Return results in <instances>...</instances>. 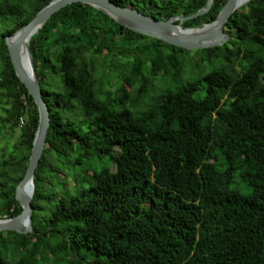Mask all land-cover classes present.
<instances>
[{"label":"trees","instance_id":"16d2710c","mask_svg":"<svg viewBox=\"0 0 264 264\" xmlns=\"http://www.w3.org/2000/svg\"><path fill=\"white\" fill-rule=\"evenodd\" d=\"M49 1L0 0L3 122L18 131L0 151V219L21 212L15 187L38 124L4 39ZM111 1L169 19L207 0ZM226 1L180 25L212 22ZM227 29L224 45L196 50L220 65L183 82L190 51L89 5L69 4L42 25L29 47L50 124L33 176L32 232L0 231V264H264V0L238 8ZM103 157L114 171L77 173L76 192H57L60 162Z\"/></svg>","mask_w":264,"mask_h":264},{"label":"water","instance_id":"95a60500","mask_svg":"<svg viewBox=\"0 0 264 264\" xmlns=\"http://www.w3.org/2000/svg\"><path fill=\"white\" fill-rule=\"evenodd\" d=\"M250 1L227 0L212 22L205 23L198 28H183L180 23L206 13L212 0H207L205 7L192 15H176L169 19H156L136 8L120 6L111 0H50L28 23L20 26L12 34L7 35L4 41L12 67L15 75L24 85L37 107L38 124L25 173L15 187V199L21 206V212L14 217L0 219V231H14L19 234L32 232L33 176L45 145L50 117L49 108L43 100L39 80L35 72L29 41L54 13L69 4L84 3L102 11L116 23L133 32L176 48L196 51L224 45L230 38V35L225 31L227 21L238 8ZM176 21L179 24H176Z\"/></svg>","mask_w":264,"mask_h":264},{"label":"rangeland","instance_id":"374dc122","mask_svg":"<svg viewBox=\"0 0 264 264\" xmlns=\"http://www.w3.org/2000/svg\"><path fill=\"white\" fill-rule=\"evenodd\" d=\"M229 35L231 34V30H225ZM190 57L191 62L188 64H192V68L187 69L188 73L184 74L183 76V82L188 81L192 77H197L201 73H205L209 71L213 66H218L220 63L213 61L212 65H209L207 62L208 56L207 54H201L198 51H190L188 55ZM156 87H163L160 83L156 84ZM176 86H172L171 88L175 89ZM159 88L155 90L154 94L156 92H159ZM151 94V93H150ZM202 93L199 95L201 96ZM152 95V94H151ZM5 98L1 97L0 98V151L1 149L5 148L6 150L9 149V147L16 141L18 137V131H14V133H11L7 126L4 124L3 119L5 117V114L3 112V109H6L9 107L6 103H4ZM147 107V101L145 104L142 106V109ZM83 118V115L81 112H79L76 117H75V124H77L80 119ZM82 130L85 129V125L83 124ZM76 154H73L70 158L75 157ZM68 160H63V163H59L58 166L60 167L61 171V177L60 179H56L54 181V184L56 186L57 192H60L61 194L63 193H74L76 192L73 190L72 183L73 180L75 179V175L77 173H89L91 174L93 171L98 172L101 168H108L110 171L115 170V164L107 159V157H103L100 159H89V160H84L81 165H71L70 163L67 164ZM64 180V182H63ZM235 186H237L238 190H240L242 193H248L249 188L245 186L242 183H239L238 178L236 177L235 180ZM67 185V191L64 187L63 184ZM37 264H47V261H38Z\"/></svg>","mask_w":264,"mask_h":264}]
</instances>
